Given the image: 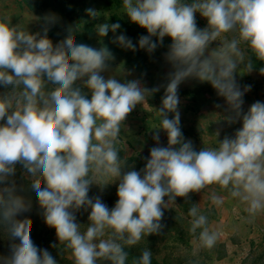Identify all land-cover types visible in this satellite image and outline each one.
<instances>
[{
    "label": "clouds",
    "instance_id": "clouds-1",
    "mask_svg": "<svg viewBox=\"0 0 264 264\" xmlns=\"http://www.w3.org/2000/svg\"><path fill=\"white\" fill-rule=\"evenodd\" d=\"M122 9L146 35L133 43L120 33L114 42L121 48L151 54L165 37L171 41L164 59L173 71L156 112L155 146L139 171H123L114 145L122 122L149 90L137 80L105 78L101 73L114 59L105 46L65 38L50 51L47 29L36 35L0 22V87L7 90L0 95V239L11 245L0 264H58L47 249L34 244L28 225L17 223L28 215L22 200L36 202L45 225L71 249L73 264H97L98 259L125 264V245L161 232L162 205L187 199L206 185L227 189L250 216L264 211V101L244 111L243 96L250 86L242 89L234 75L244 61L241 45L264 62V0H122ZM86 12L96 16L91 8ZM196 13L206 19V27H197ZM120 27L105 22L95 30L104 37ZM246 68L253 67L248 63ZM259 71L264 73V66ZM188 78L209 84L226 101L229 122H240L231 137L217 140L218 147L197 151L182 134L177 88ZM80 80L83 84L77 86ZM45 89L49 92L42 95ZM160 130L166 133V146L159 145ZM14 174L29 182L27 192L13 188ZM96 179L103 186L118 181L111 208L99 196L88 195ZM40 180L43 187L36 183ZM211 199L221 203L215 195ZM81 208L88 211L89 222L83 232L75 216ZM188 215L190 233L201 247L212 248L217 233L206 227L207 217L195 206ZM151 257L145 248L133 264H151Z\"/></svg>",
    "mask_w": 264,
    "mask_h": 264
},
{
    "label": "rangeland",
    "instance_id": "rangeland-1",
    "mask_svg": "<svg viewBox=\"0 0 264 264\" xmlns=\"http://www.w3.org/2000/svg\"><path fill=\"white\" fill-rule=\"evenodd\" d=\"M89 8L95 10V17L87 14L86 9ZM195 19L198 28L207 26L206 19L199 13L195 14ZM0 22L36 35H42L47 29L45 41L50 51L65 38L93 48L105 46L111 51L114 59L107 62L109 66L101 74L105 78L115 77L120 82L137 80L142 87L149 90V93L145 94V101L138 104L122 122L120 134L114 145L118 149L123 171L142 169L149 149L155 146L152 135L160 119L156 112L162 106L168 74L173 71L172 66L164 59L170 39L165 37L161 46L151 54L143 49L135 51L123 49L116 44L115 36L120 33L131 38L133 43L137 42L140 35H146L143 28L131 23L123 14L122 0H0ZM105 22L119 23L121 27L115 33L110 31L108 35L99 37L95 30L96 25ZM227 35L231 39V34ZM218 42L219 38L217 42H213L212 47ZM241 48L244 61L234 75L242 89L246 85L250 86V90L243 96L242 104V109L247 111L252 103L264 101V73L259 71L264 62L259 61L247 46L241 45ZM248 63L253 67L251 71H247ZM82 84L83 80L76 82L77 86ZM154 88H159V91L152 92ZM81 90L84 93L88 92L83 87ZM6 91L0 87V95ZM48 92L49 90L45 89L42 95ZM177 95L182 134L186 140H191L197 151L201 147H218L217 140L225 136L231 137L241 126L239 121L229 122L227 118L231 113L228 111L226 101L207 83H201L195 78L185 79L178 85ZM172 115L169 113L168 118L171 119ZM216 133H219L217 137ZM159 136V145L166 146V133L160 130ZM36 183L43 187L42 180ZM95 183L96 185L90 186L88 195L99 196L109 208L114 206L118 181L103 186V180L96 179ZM11 184L19 193L27 192L31 187L29 182L16 174L11 177ZM213 195L220 198L221 203L214 204L211 199ZM21 203L28 209V215L17 223L28 225L34 244L47 249L58 264H73L71 249L67 248L65 243L57 241L55 230L45 225L42 210L36 202L22 200ZM193 206L207 217L206 227L217 233V241L210 249L201 247L197 236L189 231L192 218L188 211ZM162 207L164 215L161 220L163 225L161 232L147 237L142 236L135 245H125L124 250L128 253L127 264L138 258L140 250L145 248L155 249L151 260L158 252L157 256L165 254L173 263L264 264V211L250 216L245 211L246 205L238 198L231 197L227 189L218 184L206 185L199 192L189 193L187 199L177 197L174 202L168 201ZM75 216L76 222L80 224V231L83 232L89 223L88 211L81 208L75 212ZM199 231L200 229L197 230V235ZM108 235L109 232L106 231L104 238ZM9 247L11 245L7 241L0 239V258ZM97 264L111 262L98 259Z\"/></svg>",
    "mask_w": 264,
    "mask_h": 264
},
{
    "label": "trees",
    "instance_id": "trees-1",
    "mask_svg": "<svg viewBox=\"0 0 264 264\" xmlns=\"http://www.w3.org/2000/svg\"><path fill=\"white\" fill-rule=\"evenodd\" d=\"M140 251L142 252L143 250L141 249ZM150 251H151L152 254H154L155 249L151 248ZM131 254L133 255V253H131ZM157 254H158V252L155 253L154 258L151 260V264H182V262L173 263V261L168 259L165 254H163V256H157ZM125 264H127V263L125 262ZM131 264H133V261L131 262Z\"/></svg>",
    "mask_w": 264,
    "mask_h": 264
},
{
    "label": "crops",
    "instance_id": "crops-1",
    "mask_svg": "<svg viewBox=\"0 0 264 264\" xmlns=\"http://www.w3.org/2000/svg\"><path fill=\"white\" fill-rule=\"evenodd\" d=\"M231 123V122H230ZM232 130H233V128H232Z\"/></svg>",
    "mask_w": 264,
    "mask_h": 264
}]
</instances>
